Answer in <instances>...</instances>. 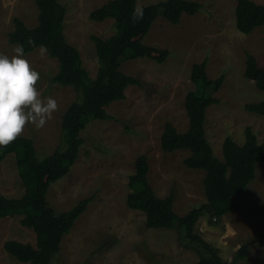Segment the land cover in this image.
I'll return each instance as SVG.
<instances>
[{"label": "rangeland", "instance_id": "1", "mask_svg": "<svg viewBox=\"0 0 264 264\" xmlns=\"http://www.w3.org/2000/svg\"><path fill=\"white\" fill-rule=\"evenodd\" d=\"M109 0H59L66 9L64 35L80 53L83 67L94 78L98 62L92 36L107 38L115 32V22H95L89 14ZM163 0H138L142 8ZM200 3L194 15L183 14L178 24L169 23L162 14L156 18L143 43L169 51L162 63L148 58H123L120 69L138 78L141 86H129L122 100L106 107L112 117L91 119L81 132L83 144L68 173L51 184L47 202L56 212H65L81 199L91 197L84 212L74 222L60 243V253L52 264H197L209 253L185 236L178 223L168 229L145 225V214L129 209L126 196L129 176L135 159L144 155L149 165L148 182L155 195H174L173 209L182 216L205 203L204 171L188 169L183 160L187 150L164 152L160 136L166 123L178 131L188 127L184 100L195 90L191 68L205 61L211 79L223 77L219 88L206 89L218 100L206 112L205 131L217 158H222L226 136L242 144L244 131L250 127L258 142L264 141V115L248 112L247 103L264 100V91L244 77L246 55L251 54L264 69V26L248 34L235 25L237 0H191ZM264 4V0H252ZM28 28L38 22L34 0H0V54L11 57L17 46L8 41L13 18ZM40 74L37 89L41 98H54L58 110L41 129L28 124L23 135L33 140L39 158L50 155L60 144L61 118L78 98L69 86L52 84L50 77L58 71V61L39 48L25 57ZM23 187L10 154L0 161V196L19 198ZM237 211L210 223L204 215L198 219L195 233L218 249L225 262H232L236 251L251 243L247 256L236 264H264V168L257 165L255 178L245 190L234 196ZM14 240L36 245L31 228L20 223V216L0 219V264L22 263L12 258L4 243Z\"/></svg>", "mask_w": 264, "mask_h": 264}, {"label": "trees", "instance_id": "2", "mask_svg": "<svg viewBox=\"0 0 264 264\" xmlns=\"http://www.w3.org/2000/svg\"><path fill=\"white\" fill-rule=\"evenodd\" d=\"M138 0H109L89 14L95 22L112 19L115 32L107 37L92 36L98 69L94 78L83 67L80 53L67 42L64 35L66 9L59 0H34L38 9L37 24L28 28L25 23L13 18V29L8 33L11 44L23 45L25 54L41 45L47 54L58 61V71L50 77L52 84L72 87L78 98L62 114L59 146L48 156L39 158L33 140L20 136L6 148H0V161L14 154L20 181L25 188L19 198L0 196V219L20 216L21 225L31 228L36 235V245L9 240L4 243L5 251L15 260L30 264H52L60 253V243L74 222L85 211L91 197L81 199L65 212H56L47 202L51 184L64 177L74 164L83 144L81 132L91 119L108 120L112 117L106 107L122 100L129 86H141L138 78L120 69L123 58H148L162 63L169 51L143 43L152 24L162 16L171 24H178L183 14L194 15L200 3L191 0H163L142 7L143 18L133 21V10ZM235 25L239 32L248 34L264 26V4L252 0H237ZM31 39L35 47L28 44ZM191 80L195 90L186 93L184 107L188 118L185 131H178L166 123L160 136V147L164 152L189 151L183 160L188 169L204 171L203 187L206 201L197 208L180 216L173 209L174 195L165 198L155 195L148 182L147 158L140 155L135 159L134 172L129 176L130 191L126 196L129 209L145 214V225L152 229H168L176 222L185 230V236L209 253L197 264H236L246 258L251 243L241 246L232 262H225L218 249L195 233L198 219L204 215L209 222L221 221L226 214L237 211L240 206L234 196L245 190L255 178V168H264V141L258 142L250 127L244 131V142L236 143L231 136L222 142V158H217L206 138L205 123L208 108L218 100L207 95L206 89L219 88L223 77L211 79L206 73L205 61L191 68ZM244 77L253 80L256 87L264 91V69L260 68L251 54L246 55ZM248 112L264 115V100L247 103Z\"/></svg>", "mask_w": 264, "mask_h": 264}, {"label": "clouds", "instance_id": "3", "mask_svg": "<svg viewBox=\"0 0 264 264\" xmlns=\"http://www.w3.org/2000/svg\"><path fill=\"white\" fill-rule=\"evenodd\" d=\"M132 18L134 22L142 19L143 9L134 8ZM27 43L35 47L33 40ZM13 51L11 57L0 54V148L15 142L28 124L37 130L43 128L58 110L54 98H41L37 89L40 74L24 58V46L18 45ZM39 52L43 57L47 48L41 45Z\"/></svg>", "mask_w": 264, "mask_h": 264}]
</instances>
